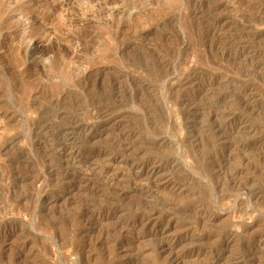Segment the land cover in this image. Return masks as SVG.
Here are the masks:
<instances>
[{
	"label": "rangeland",
	"instance_id": "rangeland-1",
	"mask_svg": "<svg viewBox=\"0 0 264 264\" xmlns=\"http://www.w3.org/2000/svg\"><path fill=\"white\" fill-rule=\"evenodd\" d=\"M0 264H264V0H0Z\"/></svg>",
	"mask_w": 264,
	"mask_h": 264
},
{
	"label": "bare ground",
	"instance_id": "bare-ground-1",
	"mask_svg": "<svg viewBox=\"0 0 264 264\" xmlns=\"http://www.w3.org/2000/svg\"><path fill=\"white\" fill-rule=\"evenodd\" d=\"M252 91V90H251ZM244 96V95H243ZM250 98H251V96H250ZM245 99V98H244ZM252 100V99H251ZM243 102V101H242ZM251 102V101H250ZM244 103V105H246L247 104V102L245 103V102H243ZM243 104H242V106H244ZM248 105V104H247ZM251 106V105H250ZM188 107V106H187ZM191 108V107H190ZM224 112V111H223ZM217 113V112H216ZM220 114V113H219ZM221 115H222V113H221ZM226 115V114H225ZM218 116V115H217ZM216 117V116H215ZM220 117V116H219ZM219 117H217V118H219ZM222 117V116H221ZM220 117V118H221ZM227 120H228V118L227 117H225ZM225 118H223V120H225ZM237 118V117H236ZM154 166V165H153ZM156 166V165H155ZM158 170L159 169H157V168H155V167H150V169H149V171H150V173L151 174H153V175H158ZM154 177V176H153Z\"/></svg>",
	"mask_w": 264,
	"mask_h": 264
}]
</instances>
